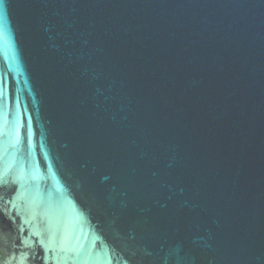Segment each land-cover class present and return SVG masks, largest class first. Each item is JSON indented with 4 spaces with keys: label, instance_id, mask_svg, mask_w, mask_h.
Returning <instances> with one entry per match:
<instances>
[{
    "label": "water",
    "instance_id": "95a60500",
    "mask_svg": "<svg viewBox=\"0 0 264 264\" xmlns=\"http://www.w3.org/2000/svg\"><path fill=\"white\" fill-rule=\"evenodd\" d=\"M8 264H264V0H0Z\"/></svg>",
    "mask_w": 264,
    "mask_h": 264
},
{
    "label": "flooded vegetation",
    "instance_id": "af4514ba",
    "mask_svg": "<svg viewBox=\"0 0 264 264\" xmlns=\"http://www.w3.org/2000/svg\"><path fill=\"white\" fill-rule=\"evenodd\" d=\"M11 216L8 212L0 208V264H8L10 256V245L8 243V236L13 228ZM39 264H41L39 262Z\"/></svg>",
    "mask_w": 264,
    "mask_h": 264
}]
</instances>
